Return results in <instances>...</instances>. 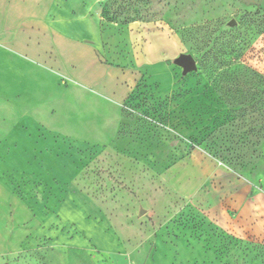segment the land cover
I'll return each instance as SVG.
<instances>
[{
	"label": "rangeland",
	"instance_id": "obj_1",
	"mask_svg": "<svg viewBox=\"0 0 264 264\" xmlns=\"http://www.w3.org/2000/svg\"><path fill=\"white\" fill-rule=\"evenodd\" d=\"M52 4L53 17L16 36L20 49L0 44L11 59L0 90L10 86L12 101L0 186L33 203L53 154L108 225L106 239L94 216H60L75 241L35 254L48 264H264V0ZM181 54L197 69L184 74ZM7 201L16 198L0 188V218Z\"/></svg>",
	"mask_w": 264,
	"mask_h": 264
},
{
	"label": "crops",
	"instance_id": "obj_2",
	"mask_svg": "<svg viewBox=\"0 0 264 264\" xmlns=\"http://www.w3.org/2000/svg\"><path fill=\"white\" fill-rule=\"evenodd\" d=\"M49 1L0 0V44L19 48L21 44L16 43V36L23 31L22 28H27L29 21L42 24V18L55 14L54 4L50 7ZM10 66L11 59L6 55L0 57V82L6 84L10 81ZM5 87L2 85V88ZM11 106L9 86L8 90H0V124H11ZM36 123L33 118L26 119V124ZM55 158V155L48 154L45 160L52 162L51 165L45 169H42V165L38 167H42V170H37L40 183L33 186V203L19 200L17 196H12L8 188L0 186L7 200L16 198L15 204L7 201L8 206L4 209L8 211H4L0 218V264H48L35 253H52L59 249L60 241L67 245L71 239L74 240L68 230L61 227L60 216L67 223L77 217L80 219L82 215L85 218L94 216V226H100L99 236L106 238L107 228H101L108 225L105 211L93 198L73 189L69 169L64 168L60 172ZM82 224L88 225L86 221Z\"/></svg>",
	"mask_w": 264,
	"mask_h": 264
},
{
	"label": "water",
	"instance_id": "obj_3",
	"mask_svg": "<svg viewBox=\"0 0 264 264\" xmlns=\"http://www.w3.org/2000/svg\"><path fill=\"white\" fill-rule=\"evenodd\" d=\"M236 20L233 19L230 22L231 26L236 25ZM175 62L183 68V73L187 74L191 71H194L197 69V62L193 55L191 54H181L175 59Z\"/></svg>",
	"mask_w": 264,
	"mask_h": 264
}]
</instances>
